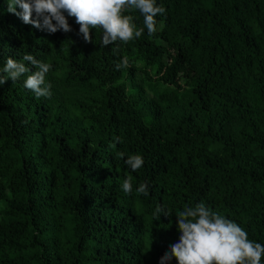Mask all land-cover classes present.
I'll return each instance as SVG.
<instances>
[{
  "label": "trees",
  "instance_id": "trees-1",
  "mask_svg": "<svg viewBox=\"0 0 264 264\" xmlns=\"http://www.w3.org/2000/svg\"><path fill=\"white\" fill-rule=\"evenodd\" d=\"M7 2L0 68L50 63L52 95L24 87L27 62L0 86V264H161L176 214L201 202L264 245V0H156L154 35L108 46L73 17L68 33L36 29Z\"/></svg>",
  "mask_w": 264,
  "mask_h": 264
},
{
  "label": "clouds",
  "instance_id": "clouds-1",
  "mask_svg": "<svg viewBox=\"0 0 264 264\" xmlns=\"http://www.w3.org/2000/svg\"><path fill=\"white\" fill-rule=\"evenodd\" d=\"M9 13L17 15L25 24L31 25L49 34L59 31L71 32L68 17L75 18L79 34L87 43L92 42L93 29L102 30V45L128 43L142 36L144 28L148 34L157 31L158 15H164L166 9L158 6L156 0H8ZM17 7L22 11L18 12ZM138 10L143 16L144 27H137L132 15L124 13ZM162 25V22H161ZM37 71L32 73L27 64ZM129 66L125 56L116 64L117 70ZM50 63L37 60L31 54H25L21 60L8 58L0 68V86L9 79L13 82L27 75L24 87L39 98L51 97V85L46 84V74ZM119 142V138H116ZM115 147V144L111 145ZM123 158L124 153H119ZM132 171L141 169L144 159L133 154L126 160ZM126 194L132 192V177L128 176L122 185ZM138 193L148 195V185L141 183ZM162 209H157L159 213ZM164 216H169L164 211ZM178 219V242L170 246L161 264H168L173 257L178 264H261L264 257V245L249 239L247 232L236 222L213 212L203 202L195 207H186L176 214Z\"/></svg>",
  "mask_w": 264,
  "mask_h": 264
}]
</instances>
